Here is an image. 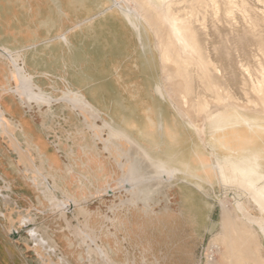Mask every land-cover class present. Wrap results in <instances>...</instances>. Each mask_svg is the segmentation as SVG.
Here are the masks:
<instances>
[{"label": "crops", "instance_id": "0c3cea01", "mask_svg": "<svg viewBox=\"0 0 264 264\" xmlns=\"http://www.w3.org/2000/svg\"><path fill=\"white\" fill-rule=\"evenodd\" d=\"M119 1L0 0V106L10 118L9 112H18L12 121L23 127L25 140L29 141L27 128L37 134V146L27 144L37 159L39 174L47 176L53 191L70 202L79 204L110 185H126L131 192L135 185L131 181L135 172H130L132 142L153 161H168L179 168L184 180L171 182L175 185L169 190L171 204H164L160 212L161 250L168 264L176 261L174 249L182 254L179 241H185L194 255L210 222L208 204L197 190L212 185L200 180L190 183L186 178L191 170L203 177L206 169L211 176L213 159L211 154L207 156L208 149L187 136L186 129L177 130L179 119L171 112L172 104L156 90L162 79L155 41L143 25L145 37H137L123 14L127 10L116 6ZM18 66L37 92L58 101L71 91L81 95L86 104L59 101L25 106L12 92ZM106 123L129 142L115 145ZM108 141L111 152L105 149ZM133 199L135 209L129 208L120 218L121 233L126 234V240L141 241L138 233L148 231L144 224L149 206L142 196ZM261 239L264 247V237ZM170 240L174 242L170 244Z\"/></svg>", "mask_w": 264, "mask_h": 264}, {"label": "bare ground", "instance_id": "6f19581e", "mask_svg": "<svg viewBox=\"0 0 264 264\" xmlns=\"http://www.w3.org/2000/svg\"><path fill=\"white\" fill-rule=\"evenodd\" d=\"M133 1L137 7V13L147 24L159 45V47L157 45L156 50L160 62H164L161 71L165 75V80H162V86L157 85L156 90L163 99H168L175 112L178 113L181 122L176 121L177 130L186 129L187 136L195 144H201L212 150L213 156L217 159V167H219L221 177L224 178L222 179L224 186L227 184L238 186L240 184V187H244L248 194V200L241 202L242 204L237 205L236 203L235 210H225L223 212L222 226L225 233L223 242L226 243L227 251L230 253L229 257L232 258L231 264H264L260 251H258V247H260L259 238L261 237L259 230L264 237V98L261 97L264 95V86L261 87L262 84L264 85V63H261L263 65L260 64L262 67H258V64L255 70L257 74H263V77L260 75L254 76L248 64H245L244 59L248 54V48L254 42V45L258 46V51L264 55V27L262 26L264 25V12L259 10L260 7L257 6L259 4L255 6L246 4L247 0ZM236 9H240V13L244 14L242 15L245 17L243 18L246 20V27L239 26L240 28L237 29L234 26L232 19ZM136 11L134 10V12ZM222 12L224 13L223 18L218 16ZM123 14L138 34L137 37L142 40L145 36H143L140 22L130 13L125 12ZM112 17L110 16V19ZM212 19L216 20L212 32L211 29L209 32H205L207 30L206 22ZM233 21L235 20L233 19ZM221 23L224 26H221ZM227 31H229L230 37L225 35ZM230 38L233 44L238 46H236L238 48L236 53L241 52L240 57L243 59L240 61L235 58V53L232 54L230 50L234 46H231L230 49L227 48L229 46H226ZM218 39H222V43L218 42ZM122 52L125 53V51ZM222 65L226 70H232L230 75L236 78L235 83L240 84L245 89L248 87L257 94L256 98L249 99L250 104L247 102L248 107L243 106L242 100H238L239 97L236 99L235 96H232L233 94L228 89L227 79L223 80L226 76L219 75V73H222ZM260 69L263 73L260 72ZM16 72L18 77L14 76L17 84L15 92L20 96L25 106H29L33 102L39 105H50L59 101L71 104H86L81 95L71 91L65 93L60 100L54 101L41 90L36 91L37 89L32 84L31 79L24 76L23 68L18 66ZM198 88H201L204 92L198 93L196 90ZM246 92L248 93V91ZM260 93H263V95L260 96ZM254 94L252 93L253 96H255ZM105 125L108 126L107 123ZM0 127L3 128L4 134L9 137L10 146L18 155V160L25 167L26 172L39 176L53 190L48 177L39 174L41 170L37 166V159L32 154L30 146L26 147L24 145L19 138L16 127L5 117L1 106ZM108 129L113 134L112 140L115 141V144L127 140L117 133L113 126L111 128L108 126ZM166 130L169 131V128L167 127ZM31 139L29 137V141L37 146V141L34 139L31 141ZM132 144L137 148L135 154L142 155V159L136 160L131 165L132 171L130 172H135L131 180L132 183L144 181L143 176L148 174L156 176L180 174L179 168L171 166L168 161L160 159H156V162L163 163L165 167L169 168L160 172H149V165L151 162L154 163L152 157L138 144L133 142ZM203 162H206L204 158ZM125 166L126 163L120 164L122 170ZM6 175L7 173L4 172L3 179L8 185L7 189L12 191V182ZM134 187L135 185L132 192H136ZM0 194H2L1 190ZM4 198L9 199L10 196H4ZM64 200L65 202L62 201V205H76V202L71 203V200L67 201L66 198ZM252 204L259 210L261 216L253 214ZM66 213L74 214L73 208L67 210ZM67 215L64 216L65 219H67ZM31 221V219L23 218L20 225L29 223L27 232L34 241V250L37 255L43 261L47 258L50 264H72L57 246L58 241L54 240L47 232L41 231ZM12 223L13 220H11ZM79 232L84 234V230L81 228H79ZM86 238L95 246L97 255L104 264H121L120 258L119 260L114 258L103 243L88 235H86ZM89 255L91 256L90 253Z\"/></svg>", "mask_w": 264, "mask_h": 264}, {"label": "rangeland", "instance_id": "374dc122", "mask_svg": "<svg viewBox=\"0 0 264 264\" xmlns=\"http://www.w3.org/2000/svg\"><path fill=\"white\" fill-rule=\"evenodd\" d=\"M119 3L116 4V6L125 8L127 10V13L132 14L134 18L151 33V30L149 29L147 24L137 13V7L133 0H120ZM246 4H251L252 6L259 4L257 5L258 8L260 7L259 10L261 12H264L262 11L264 10V1L262 0H247ZM133 9L136 12H134ZM239 10L240 9H236V12L233 14V19L235 21H233L232 19V22L237 29L240 27H246L247 25V23L245 25L246 20L244 19V14L242 12L240 13ZM218 16L223 18L224 13L222 12ZM241 18L243 20V23ZM215 23L216 20L214 21V19L206 22L207 30H205V32H209L210 29L212 32ZM221 26H224V24L221 23ZM262 26L264 27V25ZM225 35L230 37L229 31H227ZM151 36L153 37L152 33ZM153 39L155 41L156 50L158 44L154 37ZM217 41L222 43V39H218ZM232 44L233 42L230 38L229 42L226 44V46H229L227 48L230 49L231 46H234L230 49L232 54L235 53L234 55L237 60H242L243 58L241 59L240 57L241 52L236 53L238 51V46ZM251 44L253 45L248 48V54L244 58L245 64H248L249 69L253 72L254 76L260 75L261 77H263L264 73L261 69L260 72H262L263 74H257L255 70L258 64V67L263 65L261 63H264V55H262V53L258 51V46L254 45L255 42ZM233 59L234 56L232 58V61ZM162 63L164 62H160L161 70ZM221 69L222 73H219V75H222L223 77L226 76V78H223V80L227 79V84L229 86L228 89L230 90L231 94H233L232 96H235L234 98L236 99L237 97H239L240 99L238 100H242L243 102L242 103L240 101V103H242L243 106L248 107L250 104L249 99L256 98L257 94L253 90H250L248 87H246V89L248 88V90H246L245 87L241 86L238 83H235L234 80L236 78H233L230 75V72L232 71L231 69L226 70L224 66ZM161 75H163L162 71ZM161 79L164 81L165 75L161 76ZM262 86L264 85L262 84L261 87ZM16 89L17 88L12 89V92L16 93ZM196 90L198 93H202V91L204 92V90H202L201 88H198ZM246 91H248V93ZM235 92L237 94H240L237 95ZM252 93H255V96H253ZM239 95L242 96L240 97ZM244 95H247L248 98ZM261 95H263V93H260V96ZM261 97L264 98V95ZM247 102L249 104H247ZM174 103L176 104L175 100ZM171 112L175 113V115L179 119V122H181L178 113L174 112L172 108ZM4 114L5 117L13 124V126L16 127L19 138L22 140L24 145L26 147H29L27 143H29L30 141H27V139L25 140L21 132L23 127H20L19 124L14 120L12 121V115H17L18 112H13V114L12 112H9L11 118L6 116V112H4ZM108 126L109 128L112 127L109 124ZM108 126L106 127L108 128ZM108 130L111 135L110 139L112 140L113 134L111 133L110 129ZM27 137H31L35 141L40 140H38L37 134L33 133L30 129L28 130V128ZM112 142L115 143V141L113 140ZM110 145L111 143L109 141L105 144V149L108 152H111ZM115 145H117V142ZM131 145L132 151H134V162L138 159H142L141 154H135L137 148L132 143ZM203 147L204 146L202 145V148ZM206 149H208L207 156L210 157L211 154V157L213 159L211 176L210 172L206 169L202 171L206 174L203 175V177L196 176L194 170H191L186 180L189 178L190 180L188 182L194 184L199 183L200 180L201 182H207V184L212 185V187L208 185H205V187L198 186L199 188L197 190L200 194V197L203 198L208 204L207 211L209 213L208 218L210 219V222L207 226H205L202 231L201 238L196 243L197 248L195 254H190L192 248H186L185 241H179V248L181 249L182 254H179L177 248L174 249L173 252L177 255L175 257L176 261H173V263L169 262L168 264L232 263V258L229 257L230 253L227 251L226 243L224 244L223 242L225 235L222 226L223 212L225 210H235L236 208L234 209V207H236L238 204H242L241 202H245L246 200H248V194L245 191L244 187V189L240 187V184L238 186H236L235 184H232V186H230L231 184H227L224 186V183L222 181V179L224 178L221 177L219 167H217V159L213 156L211 149ZM123 157H126V155H124ZM168 168L169 167H165L163 163L160 164L159 162H156V159H154V163L151 162L148 171L160 172L162 170H167ZM4 172L7 173L6 176L12 182V191L7 189L8 185L4 181L2 176ZM150 176H152L153 178L147 180V178H149ZM143 179L144 181L142 182L133 183L135 184L134 188H136V192H130L126 185H121L119 187L117 185H110L106 187L105 191L94 193L91 198L85 199V201H81L79 202V204L76 203L75 206L62 205L63 202H65L64 196L55 191L54 193L52 188L48 186L47 182L41 179L39 176H35V174L26 172L25 167L22 166V164L18 160V155L10 146L9 137L4 134L3 128L0 127V190L2 191V194H0V264H50L47 258H45V260L43 261V259L35 252L34 241L29 237L27 232L29 229V223L20 225L23 218L31 219V222L34 223L37 228H39L41 231L47 232L54 238V240L58 241L57 246L62 250V252H64V254L68 257L72 264H104L100 260V257L97 255L95 246L86 238V235L94 238V240L96 239L99 242L103 243L110 250L114 258H116L117 260H119L120 258L121 264H165V256L162 255L161 250L163 239L160 224V212L162 211L164 204H171L169 190L174 188V184L180 183L184 179L179 177V173L174 175L166 174L164 176L148 174L144 175ZM166 180L170 182L165 183ZM171 182L174 184H172ZM4 196H10V198L7 199L4 198ZM137 196H142L146 200V205L149 206L148 218L145 219L147 223L144 224L148 231L146 233H138V235L142 237L141 241L140 239L130 241L124 238L127 237L125 233H121L123 230H121L120 218L123 213H126L128 211L129 208L135 209L136 206L133 207V197ZM67 201H69V199H67ZM72 208L74 210V214L66 213L67 210H70ZM252 208L254 215L261 216V213L254 206V204H252ZM138 211L140 212L139 209ZM66 215L68 220L64 218V216ZM11 220H13L12 224ZM79 228L84 230V234L79 232ZM258 232L260 233L261 237H263L261 231L259 230ZM261 237L259 238L260 247H258V251H260V256L264 260V247ZM174 240H170V244H172ZM192 241L193 240H187L186 243H190ZM89 247L91 248L89 249ZM88 252L91 254V256ZM227 252L229 255L227 254Z\"/></svg>", "mask_w": 264, "mask_h": 264}]
</instances>
